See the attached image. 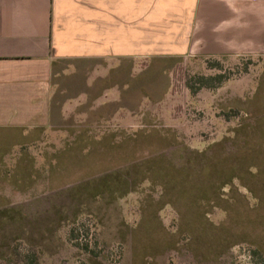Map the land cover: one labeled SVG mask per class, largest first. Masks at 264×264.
<instances>
[{
    "label": "rangeland",
    "instance_id": "374dc122",
    "mask_svg": "<svg viewBox=\"0 0 264 264\" xmlns=\"http://www.w3.org/2000/svg\"><path fill=\"white\" fill-rule=\"evenodd\" d=\"M126 64L54 77L48 128L0 130V264H264V51ZM179 147L192 193L160 199L147 161Z\"/></svg>",
    "mask_w": 264,
    "mask_h": 264
},
{
    "label": "crops",
    "instance_id": "0c3cea01",
    "mask_svg": "<svg viewBox=\"0 0 264 264\" xmlns=\"http://www.w3.org/2000/svg\"><path fill=\"white\" fill-rule=\"evenodd\" d=\"M262 50L264 0H0V130L48 128L54 77L74 95L135 59Z\"/></svg>",
    "mask_w": 264,
    "mask_h": 264
},
{
    "label": "trees",
    "instance_id": "16d2710c",
    "mask_svg": "<svg viewBox=\"0 0 264 264\" xmlns=\"http://www.w3.org/2000/svg\"><path fill=\"white\" fill-rule=\"evenodd\" d=\"M220 79L221 76L219 75L213 77H198L197 83L199 87L212 88L210 83L212 81H216L217 83H219ZM191 92L193 93L194 89H192ZM207 149H210V147H208ZM183 150L186 151V148L179 147L176 150L175 148H172L167 153L160 154L147 161L148 164H152L154 167L152 169V172L150 173V176H148V182L157 184L160 189V199H162L165 195H167L168 192L172 191L175 187L179 189L177 194L178 196H185L187 194L190 195L192 193L193 181L196 178L195 175H197V172L193 166L195 160L186 159L178 164H175L173 162L174 158H177L175 157L176 152H181ZM227 159V157H223L222 161H226ZM157 164L161 165V167H159L160 169L156 166ZM234 171V166H230L227 169L228 175L226 176L225 180H220L218 182L217 188L220 189L222 188V186L230 184L233 179H237V176L234 174ZM186 188L190 189L186 190ZM203 196L204 192H202V195L200 194V197ZM164 205L169 206L171 208L174 207V204L170 200L164 201ZM211 207L214 208L215 205H212Z\"/></svg>",
    "mask_w": 264,
    "mask_h": 264
}]
</instances>
